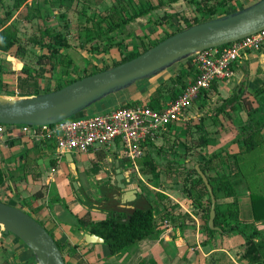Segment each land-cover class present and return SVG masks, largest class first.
I'll return each instance as SVG.
<instances>
[{"label":"crops","instance_id":"crops-1","mask_svg":"<svg viewBox=\"0 0 264 264\" xmlns=\"http://www.w3.org/2000/svg\"><path fill=\"white\" fill-rule=\"evenodd\" d=\"M34 0H30L32 5ZM42 1V0H39ZM58 1V0H55ZM75 5L73 9H62L56 7L54 14L67 11L70 19L71 35L68 37L71 43V36L78 33L77 14L83 5L93 6L99 12H105L114 0H70ZM68 1V3H70ZM140 0H130L132 4H138ZM145 1V0H143ZM153 8L148 15L137 18L133 23L123 26L118 30L119 40L124 39L128 46L114 48L107 54L101 53L91 55L85 51L72 48L68 53L75 60L74 54L82 58L83 63H77L80 68V76L84 77L88 63H92L95 69H102L106 65H112L122 60L124 56L138 46L146 45L163 40L168 35L187 28L188 23L193 24L196 17H201L196 5L192 0H147ZM163 1L162 5H160ZM213 1V0H197ZM243 5L237 7V1L231 2V10H239L247 7L256 0H240ZM45 6L44 2H41ZM234 5V6H233ZM24 7L14 14L7 26L19 23L20 30L26 32L31 23L22 16ZM164 22L171 17V21L165 24H156L159 18ZM170 20V19H169ZM54 27L61 28L60 23ZM5 27L0 26V65L4 69L1 73V80L4 85L11 87L14 94L19 95L18 72L23 69L24 61L12 55L2 44V32ZM28 30V31H29ZM74 34V35H73ZM81 40L77 39V46ZM72 44V43H71ZM74 45V44H72ZM76 46V45H74ZM141 48V47H140ZM85 53V54H84ZM81 54H84L83 56ZM76 57V58H77ZM195 72L190 71L191 81L197 78L199 72L194 65ZM186 66L179 67L173 72L165 74L158 82V86L149 85L145 91L136 93L121 104V101H109L100 105H93L83 111L80 116L102 113L120 105H127L138 102H148L149 98L176 74L187 70ZM188 71V70H187ZM189 72V71H188ZM61 80L62 84H66ZM51 79H45L40 84V90L51 83ZM264 82V45L259 50L250 51L240 63L234 68V76L230 80H219L207 90L206 95L198 98L193 104L192 110L186 119L180 120L175 127L169 128L162 136L158 137L152 145L147 148L145 155L156 158L163 166L165 162H177L182 168H192L203 160L205 156L219 153L224 161L220 159L212 163L211 173L223 171L230 175L231 181L235 184L239 201V220L248 230L257 229L264 234V221H256L252 208L251 194L253 192L264 195V163H259L253 168L252 177L246 178L238 173V167L232 157L240 152V146L236 138L240 129L250 118V109L242 101L238 104L235 113L217 114L216 109L224 104L225 100L234 95L243 93L249 98L252 104L251 117L264 122V97L257 94L258 88ZM56 84L49 86L56 87ZM150 87V88H149ZM1 92V83H0ZM131 99V100H129ZM118 105V106H117ZM96 109V110H95ZM85 112V113H84ZM204 118L205 130L211 139L208 147L193 148L188 151L185 141L190 145L192 137H198L196 132L201 118ZM187 132V134H186ZM264 134V131H263ZM165 138V146H159L154 153L153 146ZM35 143L41 144L42 156L37 160V173L24 175L22 168L25 161V151ZM174 145V148L171 146ZM161 150V153L159 152ZM163 150V151H162ZM122 149L107 148L101 150H90L85 154H72L74 157L78 175L69 166L67 160L59 162L56 159V141L38 140L24 126H12L7 133L0 135V170L6 171L9 175L6 182L0 185V200L12 206L22 208L39 220L54 236L63 248V255L67 264H247L241 260L244 248V239L237 232H231L224 236L222 233L210 235L206 231L205 211L207 208V196L202 203L195 202L185 188L186 174L167 173L162 168L160 179L154 180L151 175L142 171L138 158L133 164L132 160L125 157ZM143 157V156H142ZM166 157V158H165ZM49 161L51 167L47 169L45 162ZM122 162V163H120ZM120 164L122 172L129 166L133 173L128 183L126 174L123 183L127 184L126 190H137L139 194L147 197L149 201L155 198V193L165 194L169 200L165 201L156 210L158 219L159 236L155 239H145L134 246L127 254L111 255L107 244H89L86 242L85 234L77 229L76 217L87 212L91 213L94 221L104 220L107 213L102 210V190L110 187H119L116 180V164ZM222 163V164H221ZM68 165V166H67ZM165 166V165H164ZM69 167L70 172H63L61 168ZM190 186V185H189ZM43 188L44 198L33 200V194ZM82 192H85L84 194ZM123 193V191H121ZM121 193V194H122ZM120 195L115 198L120 202V207L133 208V202L123 203ZM12 198L14 202L7 201ZM60 197V203H51L55 197ZM233 198L221 197L218 203H232ZM30 209V211L27 210ZM216 224V221H215ZM0 264H37L30 248L14 234H7L0 227Z\"/></svg>","mask_w":264,"mask_h":264},{"label":"trees","instance_id":"trees-1","mask_svg":"<svg viewBox=\"0 0 264 264\" xmlns=\"http://www.w3.org/2000/svg\"><path fill=\"white\" fill-rule=\"evenodd\" d=\"M29 1L30 0H0V26L5 27L2 32V44L12 55L24 61L23 69L18 72V90L20 97L35 96L59 90L84 77L133 60L162 41L159 40L149 46H138L124 56L121 61L115 62L112 65H106L102 69H95L92 63H88L85 75L81 77L79 66L68 53L70 49L77 48L91 55H98L101 53L107 54L114 48L122 49L128 46V43H126L124 39L119 40L118 30L123 26L133 23L137 18L148 15L155 7L147 0H140L138 4H132L130 0H114V3L110 5L109 8H105V12H99L98 9H94V12L89 14L90 8H93V6L86 7L83 5L81 7L82 9H80V11L78 10L76 19L78 25L76 39L81 41L79 46H74L68 39L71 35V31L69 28L70 19L67 11L60 13V10L57 14H54L53 11L56 7L62 9V7H64L62 3L70 0H34L32 5L29 4ZM170 1L173 2L178 0ZM235 1L239 2L240 0H213L203 2L192 0L201 17H196L193 24L186 20L188 23L187 27L235 12L236 10L232 11L230 6V3ZM41 2H44L45 6H43ZM162 3L163 1H161L160 5H162ZM242 5L241 3V6ZM22 7H24L22 16L31 23L35 22L34 25L31 26L30 34H28V30H26L28 34L26 39L20 36V26L18 22L7 26L14 14ZM66 7L67 9H73L75 5L70 1ZM167 17L169 16L165 15L163 18L157 19L156 24H165L171 21L170 17L164 22L163 19ZM53 20H55L54 24L57 22L60 23L61 28L54 27L53 24H47V22L51 23ZM173 34L168 35L166 38ZM183 66H186L189 72L187 70L182 71L163 83L151 98H149V101L143 102L142 105L151 107L154 110L164 111L170 103L177 101L184 90L196 79V77H194L189 81L191 77L190 71L193 73L196 71L192 59L185 60ZM59 71L61 72L60 79L66 78L67 83L64 85L59 82L56 87L49 88L45 91L40 90V84L45 79L52 80L53 75ZM1 73H4V69L0 65V94L9 96L10 93H13L12 88L3 84ZM207 92L208 91L201 92L198 98L206 95ZM257 94L264 97V82L258 88ZM113 96L115 95L103 100L102 103ZM240 101L250 109V118L240 129L235 141L240 146V152L228 157L233 158L238 167V173L246 178H250L252 177L251 175H254L253 172L256 171V168H253L252 171L250 169L259 163H264V122H260L251 117L252 104L249 98L244 97L243 93L226 99L224 104L216 109V112L217 114L226 112L235 113L238 108L237 103ZM130 104L133 106L141 105L138 102ZM79 116L80 115H77L75 117ZM178 122L171 125L170 128L175 127ZM196 128V132H200V135L198 137H192L190 145L188 142H184L188 151H191L193 148L208 147L211 143V139L205 130L203 117ZM174 147V145L171 146V148ZM158 153H161L160 149ZM41 156V144L39 143H35L31 148L25 151V161L22 168L24 175L37 173V160ZM217 159H220L221 162L224 161V158H222L219 153H214L210 156H205L203 160L198 162L201 170L207 176L213 188L216 199L218 200L221 197L234 199L232 203L217 202L216 226H219L223 230L222 235L224 236L231 232H237L243 237L244 248L241 256L242 261H246L247 264H264V234L260 233L257 229L248 230L237 220L240 207L235 184L231 181L230 175L223 171L211 173L212 163ZM139 163L142 171L145 174L151 175L154 180L160 179V173L164 167L170 175L176 172L181 175L185 173V188L194 201L201 204L203 199L206 196L208 197L205 211L206 231L210 235L219 233L209 228L208 222L212 201L208 188L195 167L181 169L182 165L177 162H168L166 166H162L156 158L149 154L141 157ZM8 177L9 175L6 171L0 170V185L4 184ZM121 191L119 187H110L101 191L103 197L101 202L103 204L102 210L107 213L106 219L94 221L90 212L76 217L77 229L103 238L112 256L127 254L139 242L145 239L157 238L159 236V230L156 210L162 203L169 200L165 194L160 192L155 193V198L152 201H149L146 196L139 194L138 198L132 203L134 206L133 208H123L120 207V201L115 198L117 194L120 195L122 193ZM82 193L84 194L85 192ZM44 196L43 188H40L33 194L32 199L35 201L44 198ZM251 198L255 220L264 221V195L253 192ZM0 201L3 202L2 200ZM50 202L60 203L62 201L61 198L57 196L50 200ZM41 224L43 225V223ZM58 245L63 251L59 242Z\"/></svg>","mask_w":264,"mask_h":264},{"label":"water","instance_id":"water-1","mask_svg":"<svg viewBox=\"0 0 264 264\" xmlns=\"http://www.w3.org/2000/svg\"><path fill=\"white\" fill-rule=\"evenodd\" d=\"M264 32V0L223 17L195 24L174 33L133 60L108 70L84 77L63 88L35 96L11 97L0 94V124L12 126H47L81 114L112 95H117L132 83L190 59L197 53L221 48ZM66 160L78 175L72 154ZM116 180L123 191V203L133 202L137 190H126V175L116 164ZM196 170L205 182L212 201L209 228L222 233L216 226L217 199L212 186L200 168ZM129 183V180H128ZM0 226L7 234L20 238L32 251L37 264H66L58 242L36 218L26 211L0 201ZM89 244L104 243V239L87 232Z\"/></svg>","mask_w":264,"mask_h":264},{"label":"built area","instance_id":"built-area-1","mask_svg":"<svg viewBox=\"0 0 264 264\" xmlns=\"http://www.w3.org/2000/svg\"><path fill=\"white\" fill-rule=\"evenodd\" d=\"M263 45L264 32H261L230 45L195 54L191 59L199 72L197 78L164 111L144 105H126L91 116L72 117L56 125L22 126L38 140L56 141V159L59 162L65 161L67 154L118 148L135 164L171 125L188 117L189 109L201 92L209 90L219 80L232 79L235 65L250 51L259 50ZM49 88L48 85L43 91ZM11 127L0 124V135ZM132 173L128 166L124 174L129 181Z\"/></svg>","mask_w":264,"mask_h":264},{"label":"rangeland","instance_id":"rangeland-1","mask_svg":"<svg viewBox=\"0 0 264 264\" xmlns=\"http://www.w3.org/2000/svg\"><path fill=\"white\" fill-rule=\"evenodd\" d=\"M241 1H237V7H240L241 6V3H240ZM257 2V1H256ZM256 2H254V3H256ZM254 3H251V4H249L248 6H251V5H253ZM62 4H64V6H68V1H64V3H62ZM86 6V5H85ZM247 6V7H248ZM242 9V8H241ZM240 10V9H239ZM90 13L89 14H92L93 12H94V9L93 8H90V11H89ZM15 24V23H14ZM27 28V30H29L28 28H29V26L28 27H26ZM29 33L28 34H30L31 32H30V30L28 31ZM19 33H20V36L23 38V39H26L27 37H28V34H27V32L26 33H24V31L23 30H19ZM74 35V34H73ZM70 39H71V43L72 44H74V45H76L77 46V44H78V42H77V39H76V35H74V36H71L70 37ZM85 54V53H84ZM84 54H81L82 56L84 55ZM74 56H75V60H76V62H78V63H83V57L82 58H80L79 59V57H77V55L76 54H74ZM77 57V58H76ZM184 62V60L183 61H179V62H177V63H175L174 65H172L171 67H169V68H167V69H165L164 71H161V72H159L157 75H152V76H149V77H145V78H142V79H140V80H138V81H136V82H134V83H132L131 85H129V86H127V87H125V89H123L121 92H119L118 93V95H115V96H113V97H111L110 99H108V100H106L107 101V103H109V101L111 102V101H116L117 99V101H121V104L124 102H126L127 101V99L129 98V97H131L132 95H134V94H136V93H140L141 91H145L146 90V88H148V86L149 85H153V86H158V82L161 80V78L165 75V74H167V73H169L170 71L171 72H173V71H175V70H177L179 67H181V65H182V63ZM61 78V72L59 71L58 73H55V75H53V78H52V81H51V83H49V82H47V83H45V84H47V85H50V84H56L57 82H60L61 80H63V81H65V79H60ZM150 88V87H149ZM9 96H11V97H20L19 95H17V94H14V93H10L9 94ZM129 100H131V99H129ZM105 101V102H106ZM100 104H102V102H100V103H98V105H100ZM97 105V104H96ZM118 106V105H117ZM120 106H123V105H120ZM120 106H118V107H120ZM116 108V107H115ZM96 110V109H95ZM190 110H192V109H190ZM190 112V111H189ZM189 112H188V115H189ZM85 113V112H84ZM99 114V113H98ZM95 115V114H94ZM88 116H91V115H88ZM165 146V138H162L159 142H158V144H156V145H154L153 146V149H154V153H156V151H157V148L159 147V146ZM166 158V157H165ZM166 166V163L164 162L163 163V166ZM45 166L47 167V169H49L50 167H51V164H50V162L49 161H46L45 162ZM68 166V165H67ZM61 170L65 173V172H70V169H69V167H66V168H61ZM78 170V169H77ZM76 174V173H75ZM7 201H10V202H14L15 203V201H13L12 200V198H10V196H9V198H7ZM27 210L28 211H30V209H28L27 208ZM1 228H3L2 226H0ZM4 229V228H3Z\"/></svg>","mask_w":264,"mask_h":264}]
</instances>
